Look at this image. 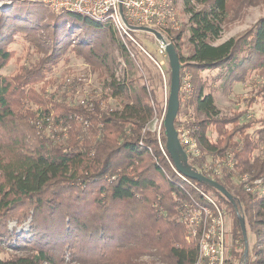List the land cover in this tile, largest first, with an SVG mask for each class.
Listing matches in <instances>:
<instances>
[{"label":"trees","instance_id":"trees-1","mask_svg":"<svg viewBox=\"0 0 264 264\" xmlns=\"http://www.w3.org/2000/svg\"><path fill=\"white\" fill-rule=\"evenodd\" d=\"M20 2L0 9V264H136L142 256L165 264H195L198 241L188 239L181 215L182 202L205 200L194 186L215 196L233 218L227 264H264V189L254 185L256 179L264 185V156L255 155L264 141V118L243 121L245 111L220 116L214 95L205 91L208 79L200 76L217 70L212 78L229 82L264 68V16L243 34L215 44L227 22L229 0H183L189 15L187 41L180 28H169L166 35L177 49L181 72L187 66L192 72L193 91L185 106L194 120L187 127L201 154L187 153L188 163L222 184L236 207L215 187L187 181L171 166L152 132L159 99L155 88L137 75L133 42L126 45L110 22ZM40 32L49 37L42 46L47 55L20 65L15 75H4L17 37L35 44ZM115 49L127 66L122 79L115 73L122 64ZM69 51L92 70L109 74L102 88L119 99L118 108L102 109L92 97L75 100L45 91L46 86L36 90L47 77L45 85L52 89L50 76ZM211 121L215 140L209 135ZM256 122L263 125L257 136L250 131ZM163 133L171 159L165 126ZM237 210L255 238L251 256L245 255ZM11 222H28V228L17 231Z\"/></svg>","mask_w":264,"mask_h":264},{"label":"rangeland","instance_id":"rangeland-1","mask_svg":"<svg viewBox=\"0 0 264 264\" xmlns=\"http://www.w3.org/2000/svg\"><path fill=\"white\" fill-rule=\"evenodd\" d=\"M21 2H35L41 3L47 6L48 9L51 11H55L47 5L43 0H0V9L6 10L16 7ZM173 6H175V20H174V27L171 29L178 30L179 28L183 30V41L186 42L188 35H189V15L184 11V3L183 0H172ZM20 2V3H21ZM67 11L63 12L66 13ZM73 13V12H70ZM78 14V13H76ZM81 15V14H80ZM264 16V0H229V9H228V16L227 22L224 26V30L222 33L221 38H219L215 44L222 43L223 41L227 40L232 36H239L247 31L249 28L254 25V23L261 17ZM68 17V16H65ZM49 19V18H47ZM50 20V19H49ZM46 29V28H45ZM51 30L50 26L48 28ZM44 33H48L44 31ZM41 36H39L37 42L33 44V42H28L22 37H17L15 42L12 44L11 47L15 50V56L11 63L7 65L3 70L4 75L12 76L18 73L20 65H24L31 61L37 62L38 59L43 58L46 53V48L42 47L44 43L47 45L49 41V37H46L45 34L40 32ZM133 35L136 39L142 43V45L148 49L151 53L153 58L159 61L163 67V73L161 74V78L158 77L159 73L155 69L154 65L151 60L147 56H145V52H141L139 46L136 45L134 47V58L139 62L140 67L137 73L138 76L142 75V80L151 85V87L155 88L156 94L159 99V107L156 111L153 121H152V132L157 137L159 145L162 143L163 138V124L164 118L167 109L168 98L170 95V87H171V67L168 59V55L161 56L158 52L157 40L152 33H145L141 30H134ZM167 38V34H164ZM169 41V39L167 38ZM170 42V41H169ZM114 56L118 61H121V65L115 69L116 76L119 79H122L126 70L127 66L125 67L124 60L119 56V52L117 49L114 50ZM183 53L187 54L188 49L187 45L183 48ZM68 59H62L56 68V71L52 77L54 81V85H52V89H49L47 83V79L38 82L35 85L37 91L42 92L44 86H46L45 91H58L61 95L68 94L69 98L78 100L84 99L85 97H92V99L96 101H100L102 105V109H116L119 106V99L111 96L112 93H109L102 88V84L104 79H108L109 74H102L100 69L92 70V66L90 63L86 62L83 57H78L71 51L67 52ZM152 59V58H151ZM154 61V60H153ZM186 65V63H184ZM126 69V70H125ZM181 72V76L184 72H190L191 70L187 66L183 68ZM130 70V68L128 69ZM217 74V70L212 71H204L200 73L202 78L208 79L205 83V91L206 93H212L215 97V103L220 111V116L223 115H232L237 114L241 111L246 112V116L242 118L243 121L247 120H254L264 118V68H260L257 70L250 71V74L247 76L245 80H233V81H226L224 82V78H216L213 79ZM151 76L155 78L152 80L150 79ZM64 80H67L68 83H72L69 86H66L63 83ZM154 83V84H153ZM153 84V85H152ZM193 86V82H192ZM54 88V89H53ZM193 91V90H192ZM189 93V95L192 93ZM182 96V104L180 103V112L178 114V130L179 129H189L187 127V123L192 122L194 120V115L190 116L186 113V95L180 91ZM85 100V99H84ZM181 101V100H180ZM192 109V108H190ZM203 118L204 116H200ZM198 117H196L197 119ZM199 120V118H198ZM216 127L213 121L209 124V135L212 140L217 138V132L214 130ZM232 127V126H229ZM263 125L260 122L254 123L253 127L251 128V132L257 136L259 133L257 129L262 128ZM190 130V129H189ZM191 131V130H190ZM163 144V143H162ZM161 147V146H160ZM181 155L185 157L187 154L185 149L182 148ZM259 151L255 152V155H259L261 152L264 156V141L260 143ZM168 159V158H167ZM170 162V161H169ZM183 166L188 167V164L183 161ZM212 196V195H211ZM216 199L215 196H212ZM217 200V199H216ZM221 206V205H220ZM225 211V218L227 224V239H228V258L230 257V248L233 246V218L230 213H227L225 210V206H221ZM10 227H16L17 231L27 230L28 222L24 223L21 226H17L16 222H11ZM248 231V230H247ZM192 239V238H191ZM255 241L254 235L248 231V253L247 255L251 256L252 252V245ZM245 250V249H244ZM0 256H4L0 254ZM136 264H165L160 262H155L149 256H142L138 259Z\"/></svg>","mask_w":264,"mask_h":264},{"label":"built area","instance_id":"built-area-1","mask_svg":"<svg viewBox=\"0 0 264 264\" xmlns=\"http://www.w3.org/2000/svg\"><path fill=\"white\" fill-rule=\"evenodd\" d=\"M56 12H73L89 16L96 21L110 22L116 33L123 42L128 45L131 41L139 46L159 67L163 73L161 63L153 58L133 35L134 26H148L157 29L163 35L168 33L169 28L174 27L175 6L172 0H43ZM121 7L123 13L121 12ZM126 19V20H125ZM165 36V35H164ZM155 37V36H154ZM156 38V37H155ZM167 39V38H166ZM158 52L161 56H167L166 44L157 39ZM169 42V41H168ZM128 47V46H127ZM131 52L130 48L128 47ZM132 56L134 54L131 52ZM184 70V69H183ZM193 90L192 74L184 72L181 76L180 91L189 96ZM178 137L186 153L199 156L201 150L197 140L192 136L189 129H179ZM163 153L170 161L173 169L183 179L188 177L181 174L175 167L174 162L169 158L164 146L160 143ZM203 169L207 171L208 165ZM218 173V172H217ZM242 180H247L243 176ZM191 183V182H189ZM192 184V183H191ZM193 185V184H192ZM255 187L263 188L262 179L254 181ZM194 186V185H193ZM203 195L205 200L191 197L190 201L181 203L182 220L189 228L188 239H197L199 246V256L195 264H227L228 260V239L225 211L209 193L194 186ZM254 187L248 185V190Z\"/></svg>","mask_w":264,"mask_h":264},{"label":"water","instance_id":"water-1","mask_svg":"<svg viewBox=\"0 0 264 264\" xmlns=\"http://www.w3.org/2000/svg\"><path fill=\"white\" fill-rule=\"evenodd\" d=\"M121 12L123 13L122 7H121ZM130 26L134 30H141L152 33L157 39L161 40L163 43L166 44L167 55L171 67V87H170V95L167 103L166 114L164 118V126L167 137L166 148L171 156V159L174 162L176 169L181 174L187 176L188 178L195 179L215 187L223 195H225L230 201H232L236 206L234 196L222 184H220L215 179L210 178L198 172L194 167H192L188 163L187 154L185 155V157H182L181 155V152L183 151L182 150L183 146L181 145V142L178 137V131L175 128V124H174L180 109V85H181V62L176 47L171 42H168L166 37L155 28L148 26H134V25H130ZM183 161L188 164V167L183 166L182 164ZM237 215L244 236L245 255H247L249 246H248V231H247L246 219L242 216V214L238 210H237Z\"/></svg>","mask_w":264,"mask_h":264}]
</instances>
